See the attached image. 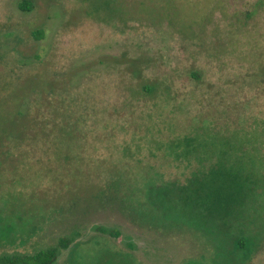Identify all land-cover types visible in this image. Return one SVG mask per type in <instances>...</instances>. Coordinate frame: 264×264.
Segmentation results:
<instances>
[{
    "label": "rangeland",
    "instance_id": "1",
    "mask_svg": "<svg viewBox=\"0 0 264 264\" xmlns=\"http://www.w3.org/2000/svg\"><path fill=\"white\" fill-rule=\"evenodd\" d=\"M21 1L0 0V148L12 154L0 157V257L65 238L72 241L54 264H238L243 250L228 259L224 234L208 233L204 195L180 188L177 202L163 201L156 185L188 186L210 172L200 161L228 151L252 157L264 142V0H32L30 11ZM192 70L203 80L193 82ZM162 75L178 89L164 103L173 112L137 124V113L159 100L142 88ZM139 90L144 97L131 110L126 98ZM69 107L89 122L105 114L123 121L84 146L42 152L50 133L30 129L32 117L57 121ZM187 130L202 141L189 156L176 149ZM22 148L33 155L24 159ZM151 186L161 210L138 201ZM260 200L251 215L264 212ZM259 224L249 264H264Z\"/></svg>",
    "mask_w": 264,
    "mask_h": 264
},
{
    "label": "trees",
    "instance_id": "2",
    "mask_svg": "<svg viewBox=\"0 0 264 264\" xmlns=\"http://www.w3.org/2000/svg\"><path fill=\"white\" fill-rule=\"evenodd\" d=\"M33 7L34 4L32 0H22L19 3V8L24 11H30ZM33 35L36 39H42L44 37V30L37 29L33 32ZM143 72L142 75L145 76V72ZM190 75L193 82L198 83L203 80L201 74L196 70L190 71ZM133 76L136 78V74L133 73ZM158 79V82H153L152 85H145L142 88L144 90L149 89L158 92L159 100L152 104L149 108L150 111L149 109V112L147 111L148 113L143 114L141 111L140 113H137L133 120L136 121L137 124H157L161 114L168 115L173 112L172 109L169 111L166 110L164 108V103L167 104L171 102L173 104L175 101L174 94L175 91L178 92V89L174 84V79L170 78V75L158 76ZM169 80H172V85H168L167 81ZM187 94L188 93H185L184 95ZM139 97H144L140 90L136 92L135 95L130 94L126 98L127 106H129L131 110L139 109ZM65 102L64 105L67 106V101ZM66 106H62V108ZM185 106L186 104H184V108ZM25 111L28 110L25 109L24 112ZM62 111L64 112L62 114H64L63 116L65 117L57 121L50 116L47 118L42 117L40 119L35 116L32 117L33 123L29 125L30 129L37 128L41 124V129L50 133V136L45 138L44 142H41V151L44 153H47V150H52L53 153H56L58 148L62 151V149L65 148L84 146L88 137L97 136V132L101 129L106 130L110 126H113V120L114 123L120 122L121 119L123 121L122 117H110L105 114L101 116L104 120L99 124L96 121L97 118H95V121L89 122L85 115L80 117L68 115L70 107L68 109L65 108V110ZM86 123H88V125L87 129L84 131V125ZM56 129H59V132H57ZM261 129L263 130L262 132H264V126ZM14 141L10 137V142L12 144L14 143L15 146L25 145L23 140H16L18 143H15ZM184 141V145L176 143V149L180 148L181 150L182 148H186L187 152H183L188 153V156L195 151L197 147L202 145V143H199L202 141L193 136L192 133H190V130L185 132ZM253 147H255L256 151L252 152L256 153V155L252 157H234L232 151L230 153L228 151V153L222 155L217 158L215 162L208 165H204L202 164V161H200L199 166L211 168L210 172L206 176H193L189 180L190 182L188 183V186H178L175 182L167 185H156V190L158 191L160 198L162 197L161 199L163 201L172 200L177 202V194H175L174 191H178L180 188L185 192L192 191L196 197H203L204 195V199L206 198L207 200V205L204 204L207 223H214L213 230L210 229L208 233L215 240L217 236L220 237L222 233L224 234V243L228 251V259H232V256L234 255H239L238 251L243 250L238 260V264H246L251 255L256 251V248L260 243L258 237H260L261 234V226L259 223L264 219V212L257 213L258 215L255 214L256 216H253L251 215L253 213L248 210V208H252L257 199H261L260 205L261 208H264V142H256ZM0 149H2L0 152L1 158L6 159L12 155L11 150H9L7 145ZM247 151L251 152L250 150ZM18 152L23 155L24 159L27 158L25 157L26 154H32L30 150L26 151L24 148L19 149ZM148 154L149 156H152V153ZM131 159L137 163L139 156ZM139 163H142V160H139ZM135 184L136 183H133L131 186L133 191H137L138 189L139 184H136L137 187ZM154 190L155 188L153 186L149 187L147 189L148 195L145 193V200L143 202H141L140 199L138 200L141 204V208L148 206L153 210L154 206H156L151 195ZM175 202L174 205L176 204ZM156 207L160 209L158 206ZM255 212L256 211H254V213ZM162 215L165 217L164 213H162ZM149 219H151L150 221L154 220L151 216ZM98 228L105 234L115 237L118 234V231L114 229L112 230L103 227ZM71 241V239L67 240L62 238L59 240L58 245L47 247L34 253H14L12 255L2 256L0 257V263L54 264L58 259L60 248L68 247ZM245 247L246 250L244 251Z\"/></svg>",
    "mask_w": 264,
    "mask_h": 264
},
{
    "label": "flooded vegetation",
    "instance_id": "3",
    "mask_svg": "<svg viewBox=\"0 0 264 264\" xmlns=\"http://www.w3.org/2000/svg\"><path fill=\"white\" fill-rule=\"evenodd\" d=\"M251 257H252V255H251ZM251 257H250V259H251ZM250 259H248V261H247V263H246V264H249V261H250Z\"/></svg>",
    "mask_w": 264,
    "mask_h": 264
}]
</instances>
